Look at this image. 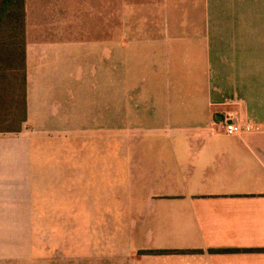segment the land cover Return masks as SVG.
Returning <instances> with one entry per match:
<instances>
[{
	"label": "crops",
	"instance_id": "0c3cea01",
	"mask_svg": "<svg viewBox=\"0 0 264 264\" xmlns=\"http://www.w3.org/2000/svg\"><path fill=\"white\" fill-rule=\"evenodd\" d=\"M25 8L26 118L19 132H0V254L17 232L31 238L39 200L79 216L81 182L93 202L112 190L113 153L91 140L110 144L115 127L135 128L136 139L156 132L119 183L134 191L135 264H264V0ZM239 114L255 133L218 129ZM149 250L176 252L140 253Z\"/></svg>",
	"mask_w": 264,
	"mask_h": 264
},
{
	"label": "rangeland",
	"instance_id": "374dc122",
	"mask_svg": "<svg viewBox=\"0 0 264 264\" xmlns=\"http://www.w3.org/2000/svg\"><path fill=\"white\" fill-rule=\"evenodd\" d=\"M154 133L145 132L136 139L139 134L135 128L113 127L108 145L104 143L105 135L95 133L97 137L91 140L93 147L103 150L106 146L113 153L112 190L93 202L88 197L87 183L81 182L79 216L75 211L74 216L71 215V206L59 205L65 201L55 198L39 200L42 206H34L31 238L27 230L25 237L23 231L17 232L21 237L10 239V253L0 254V264H135L137 213L130 197L134 191H123L119 183L122 173L127 171L126 163L133 162L136 150L142 149L149 135ZM80 134V143L83 144V136L87 133L81 131ZM132 138L134 141L131 143ZM125 149L129 152L127 159L119 157ZM115 155L118 158L115 159ZM84 172L85 169H81V173ZM48 193L60 194L57 191ZM109 194L110 198L107 197ZM105 202L110 208L103 207Z\"/></svg>",
	"mask_w": 264,
	"mask_h": 264
},
{
	"label": "trees",
	"instance_id": "16d2710c",
	"mask_svg": "<svg viewBox=\"0 0 264 264\" xmlns=\"http://www.w3.org/2000/svg\"><path fill=\"white\" fill-rule=\"evenodd\" d=\"M25 2L26 0H0V106L4 110V121H6L5 125L0 124V132H19L26 118L27 30ZM98 33L95 31L80 32L81 35L90 36H95ZM55 34L56 32H51L54 37ZM171 252L176 251H140L141 254Z\"/></svg>",
	"mask_w": 264,
	"mask_h": 264
},
{
	"label": "built area",
	"instance_id": "2783aa9c",
	"mask_svg": "<svg viewBox=\"0 0 264 264\" xmlns=\"http://www.w3.org/2000/svg\"><path fill=\"white\" fill-rule=\"evenodd\" d=\"M220 131L229 136H239L244 134H252L256 131V126L253 125L245 116L242 115H228L223 117L217 123Z\"/></svg>",
	"mask_w": 264,
	"mask_h": 264
}]
</instances>
